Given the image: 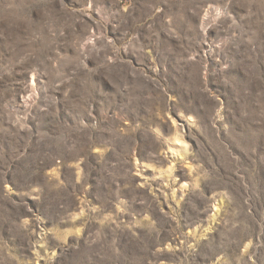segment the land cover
I'll list each match as a JSON object with an SVG mask.
<instances>
[{
  "label": "rangeland",
  "instance_id": "obj_1",
  "mask_svg": "<svg viewBox=\"0 0 264 264\" xmlns=\"http://www.w3.org/2000/svg\"><path fill=\"white\" fill-rule=\"evenodd\" d=\"M0 264H264V0H0Z\"/></svg>",
  "mask_w": 264,
  "mask_h": 264
}]
</instances>
